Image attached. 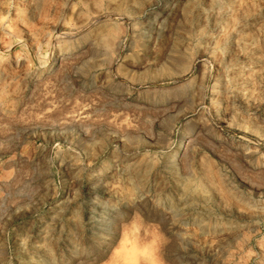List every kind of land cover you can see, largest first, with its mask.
I'll use <instances>...</instances> for the list:
<instances>
[{
	"label": "rangeland",
	"instance_id": "1",
	"mask_svg": "<svg viewBox=\"0 0 264 264\" xmlns=\"http://www.w3.org/2000/svg\"><path fill=\"white\" fill-rule=\"evenodd\" d=\"M0 264H264V0H0Z\"/></svg>",
	"mask_w": 264,
	"mask_h": 264
}]
</instances>
